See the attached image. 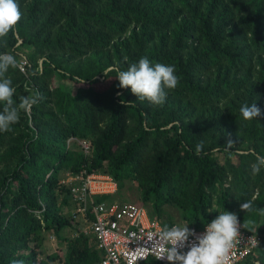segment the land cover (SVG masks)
<instances>
[{"label": "trees", "instance_id": "trees-1", "mask_svg": "<svg viewBox=\"0 0 264 264\" xmlns=\"http://www.w3.org/2000/svg\"><path fill=\"white\" fill-rule=\"evenodd\" d=\"M18 3L16 35L0 39V54L30 62L26 74L6 73L14 102L43 99L0 132V264H100L89 236L65 234L73 202L62 180L82 170L117 182L96 202H125L122 190L134 182L137 203L163 228L176 222L168 207L196 229L235 214L260 237L236 264H264V214L241 209L253 197L264 209V168L252 172L255 154L264 156V0ZM145 56L179 77L162 106L119 87L118 70ZM254 102L262 114L245 121L240 107ZM50 233L61 251L43 256Z\"/></svg>", "mask_w": 264, "mask_h": 264}, {"label": "clouds", "instance_id": "clouds-1", "mask_svg": "<svg viewBox=\"0 0 264 264\" xmlns=\"http://www.w3.org/2000/svg\"><path fill=\"white\" fill-rule=\"evenodd\" d=\"M21 17L18 0H0V39L7 37L10 32L13 36L16 35ZM22 61L23 57L18 61L11 53L0 54V104H3L0 110V132L12 131V126L20 120L21 112L30 113L33 106L43 99L39 93H33L20 97L19 104L14 102L16 89L6 73L9 68H19L23 71ZM112 70L106 69L104 74L107 76ZM117 78L119 87L130 88L139 100H147L159 106L166 101V89L174 90L180 82L174 65L152 64L146 56L141 57L138 62L131 63L126 70H118ZM239 111L245 121L256 119L262 114L255 102L251 105H242ZM203 147V141L196 145V155L201 154ZM232 147L233 141L229 139L224 149L229 150ZM255 155L256 163L252 167L254 175L264 168V156ZM254 199L255 197L241 204V209L245 212L259 211L264 214V209L254 207ZM187 225L171 228L164 226L158 235L157 244L160 246L158 259L166 258L169 264H229L231 250L239 237L240 225L235 214L227 211L220 213L207 224L205 233L198 238V243L182 254L179 249L183 248L189 237L194 235ZM12 264H24V261L13 260Z\"/></svg>", "mask_w": 264, "mask_h": 264}, {"label": "built area", "instance_id": "built-area-1", "mask_svg": "<svg viewBox=\"0 0 264 264\" xmlns=\"http://www.w3.org/2000/svg\"><path fill=\"white\" fill-rule=\"evenodd\" d=\"M21 57L24 70L18 69L26 74L30 62L25 55ZM80 144L87 153L89 142L82 140ZM62 182L69 186L73 202L71 219L82 224L80 231L89 236L96 248L102 252L100 264L169 263L166 258L158 259L160 246L157 241L163 226L157 219L149 217L145 206L131 202L94 201L93 197L96 195L116 193L117 182L110 174L100 171L86 174L82 170L77 175L67 173ZM238 222V242L231 250L229 264H236L244 259L260 242L258 235L244 229L239 218ZM184 225L186 224L174 222L168 227ZM206 226L202 229L188 226L194 235L179 249L182 254L198 243V238L205 233Z\"/></svg>", "mask_w": 264, "mask_h": 264}, {"label": "rangeland", "instance_id": "rangeland-1", "mask_svg": "<svg viewBox=\"0 0 264 264\" xmlns=\"http://www.w3.org/2000/svg\"><path fill=\"white\" fill-rule=\"evenodd\" d=\"M135 185L136 184L134 182L125 184V186L122 190V196H123V199L125 200V202H131V203H137L138 202V190H137ZM167 210L174 216V219L176 222L181 223V224H185L183 221L179 220V215H178V212L175 208L168 207ZM70 213L71 212L69 209V214ZM72 223H73V227H69L65 230V234L68 236L75 235L76 231L77 230L80 231L81 228L83 227L82 224L79 223L78 221L77 222L72 221ZM60 247H61V244L50 233L45 238L42 255L44 256V254L59 251ZM60 251H61V249H60Z\"/></svg>", "mask_w": 264, "mask_h": 264}, {"label": "crops", "instance_id": "crops-1", "mask_svg": "<svg viewBox=\"0 0 264 264\" xmlns=\"http://www.w3.org/2000/svg\"><path fill=\"white\" fill-rule=\"evenodd\" d=\"M73 206H71L70 212L72 211ZM71 214V213H70Z\"/></svg>", "mask_w": 264, "mask_h": 264}]
</instances>
